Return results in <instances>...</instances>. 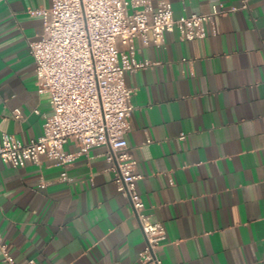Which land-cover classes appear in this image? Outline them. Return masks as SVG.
<instances>
[{
	"label": "crops",
	"instance_id": "crops-1",
	"mask_svg": "<svg viewBox=\"0 0 264 264\" xmlns=\"http://www.w3.org/2000/svg\"><path fill=\"white\" fill-rule=\"evenodd\" d=\"M170 1L175 17L241 4ZM51 4L0 0V139L38 137L52 113L29 48L43 29L29 9ZM215 27L191 40L166 32L160 47L137 37V56L157 63L126 73L127 139L146 211L166 227L163 264H264V0L217 15ZM65 148L79 150L74 141ZM106 150L95 146L66 168L44 156L22 167L0 158V234L18 264H152L140 259L145 235Z\"/></svg>",
	"mask_w": 264,
	"mask_h": 264
},
{
	"label": "built area",
	"instance_id": "built-area-1",
	"mask_svg": "<svg viewBox=\"0 0 264 264\" xmlns=\"http://www.w3.org/2000/svg\"><path fill=\"white\" fill-rule=\"evenodd\" d=\"M248 7L249 0L229 8L219 3L207 13L179 17L174 16L170 0H52L49 7L30 8V13L42 17V32L29 42V48L36 63L38 91L49 95L52 113L45 118L42 134L29 141L3 133L0 158L22 167L40 163L44 156L66 168L78 154L106 145L107 169L117 191L129 198L145 235L140 259L163 264L158 251L167 238L166 227L146 211L137 189L144 175L127 139L134 88L127 84L126 73L157 63L137 56L135 39L160 47L165 33L175 29L186 40L203 38L208 24L216 33L217 15ZM15 116H21L19 109ZM69 141L78 145L77 152L66 150ZM61 177L69 179L66 170ZM0 249L8 264H18L1 234Z\"/></svg>",
	"mask_w": 264,
	"mask_h": 264
}]
</instances>
